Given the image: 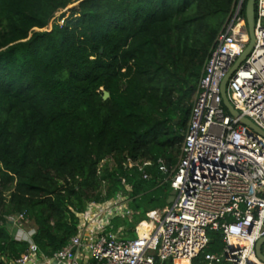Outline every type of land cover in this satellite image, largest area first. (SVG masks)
<instances>
[{
	"label": "trees",
	"instance_id": "trees-1",
	"mask_svg": "<svg viewBox=\"0 0 264 264\" xmlns=\"http://www.w3.org/2000/svg\"><path fill=\"white\" fill-rule=\"evenodd\" d=\"M236 1L0 0V264L29 246L8 217L22 213L52 255L91 200L128 196L124 237L168 204L159 161L178 160L202 67ZM209 237L205 252L221 250L220 234Z\"/></svg>",
	"mask_w": 264,
	"mask_h": 264
},
{
	"label": "built area",
	"instance_id": "built-area-1",
	"mask_svg": "<svg viewBox=\"0 0 264 264\" xmlns=\"http://www.w3.org/2000/svg\"><path fill=\"white\" fill-rule=\"evenodd\" d=\"M244 2L236 1L202 67L177 162L168 167L159 161L175 190L172 201L149 210L135 235L124 237L125 226L111 228L116 217L132 216L128 196L118 192L108 200H91L77 213L75 234L59 250L43 254L31 228L19 238L28 241L27 250L3 258L4 264H175L176 259L264 264L255 249L264 237V136L229 114L220 94L223 77L249 39ZM254 14L253 47L229 77L226 95L240 116L264 130V0H255ZM133 164L142 169L151 162H128ZM12 218L21 227L23 214ZM143 223L149 228H141ZM211 231L220 234L223 246L205 252ZM260 249L264 256V242Z\"/></svg>",
	"mask_w": 264,
	"mask_h": 264
},
{
	"label": "water",
	"instance_id": "water-1",
	"mask_svg": "<svg viewBox=\"0 0 264 264\" xmlns=\"http://www.w3.org/2000/svg\"><path fill=\"white\" fill-rule=\"evenodd\" d=\"M254 6H255V0H247L246 6H245V19L247 24V30H248V42L241 53V55L236 59L234 64L231 66V68L228 70L226 75L223 77L221 84H220V94L222 98V103L224 107L226 108L227 112L231 114L232 116L239 117V121L243 123L244 125L248 126L250 129L258 132L259 134L264 136V130L255 125L249 118L240 116V113L233 107L231 102L229 101L227 95H226V84L231 76L232 72L237 68V66L243 61V59L248 55L251 48L253 47L254 41H255V34H254V20H255V14H254ZM109 96L108 91L103 92V99H106ZM175 193L174 189H171L170 195L167 199V203L169 204L172 199L173 195ZM264 242V237L259 239L256 242L255 249L256 253L259 257L264 259V256L261 253V244Z\"/></svg>",
	"mask_w": 264,
	"mask_h": 264
},
{
	"label": "rangeland",
	"instance_id": "rangeland-1",
	"mask_svg": "<svg viewBox=\"0 0 264 264\" xmlns=\"http://www.w3.org/2000/svg\"><path fill=\"white\" fill-rule=\"evenodd\" d=\"M77 3H73V4H71V5H68L64 10H62V11H59V12H57L56 14H55V17H53V19L51 20V23L46 27V28H43V29H50L51 28V25H52V23L57 19V18H59V16H60V14L62 13V12H64V11H66L68 8H70V7H72V6H74V5H76ZM60 22H62V20L60 21ZM193 100V97H192V99H191V101ZM107 161V163L109 164V165H111L112 164V158H108L107 160H105V162ZM103 162V161H102ZM127 188L129 189L130 187L129 186H127ZM7 194V193H6ZM8 222L6 223V227H7V229L14 235V237L16 238L17 237V239H19V238H22L24 235H26V234H28V232H26V231H28L29 229H31V226L30 225H25V224H23V225H21V227H19V225L17 224V222L15 221V220H13V218L12 217H8ZM17 220V219H16ZM117 220V225H116V228H118V227H123V226H126V224L128 223V217H126V216H124V217H121V218H117L116 219ZM115 220V221H116ZM130 220H131V217H130ZM210 233V232H209ZM193 263H198V262H196V261H193ZM199 263H206L205 261H200ZM217 264H228V263H224V262H222V263H217Z\"/></svg>",
	"mask_w": 264,
	"mask_h": 264
},
{
	"label": "bare ground",
	"instance_id": "bare-ground-1",
	"mask_svg": "<svg viewBox=\"0 0 264 264\" xmlns=\"http://www.w3.org/2000/svg\"><path fill=\"white\" fill-rule=\"evenodd\" d=\"M141 228L148 229V228H149V225H148L147 223H143V224L141 225ZM235 243H236V244H243L244 241L241 240V239H235Z\"/></svg>",
	"mask_w": 264,
	"mask_h": 264
},
{
	"label": "clouds",
	"instance_id": "clouds-1",
	"mask_svg": "<svg viewBox=\"0 0 264 264\" xmlns=\"http://www.w3.org/2000/svg\"><path fill=\"white\" fill-rule=\"evenodd\" d=\"M32 228V227H31Z\"/></svg>",
	"mask_w": 264,
	"mask_h": 264
}]
</instances>
